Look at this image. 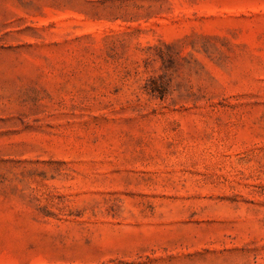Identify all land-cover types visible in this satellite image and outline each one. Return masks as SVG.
<instances>
[{
	"label": "rangeland",
	"instance_id": "1",
	"mask_svg": "<svg viewBox=\"0 0 264 264\" xmlns=\"http://www.w3.org/2000/svg\"><path fill=\"white\" fill-rule=\"evenodd\" d=\"M0 264H264V0H0Z\"/></svg>",
	"mask_w": 264,
	"mask_h": 264
}]
</instances>
